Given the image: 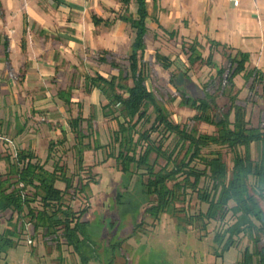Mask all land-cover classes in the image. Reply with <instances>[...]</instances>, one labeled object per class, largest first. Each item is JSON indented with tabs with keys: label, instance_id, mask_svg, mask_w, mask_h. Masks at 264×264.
Listing matches in <instances>:
<instances>
[{
	"label": "trees",
	"instance_id": "16d2710c",
	"mask_svg": "<svg viewBox=\"0 0 264 264\" xmlns=\"http://www.w3.org/2000/svg\"><path fill=\"white\" fill-rule=\"evenodd\" d=\"M121 1L127 5L130 0ZM136 3V18L120 17L134 34L127 66L101 51L95 61L116 70L117 76L103 78L94 74L85 78L86 88H96L104 98L102 118L116 123L117 129L111 132L110 142L101 145L97 138L91 143L88 141L92 135L96 136L92 132L93 114L83 118L78 111L68 122L78 171L84 170L85 152L103 151L105 159L116 164L123 183L133 177L138 179L147 202L145 214L155 221L164 215L175 219L179 232H187L189 228L205 232L211 222L222 223L230 214L234 222L213 237L220 253L236 247L237 239L242 236L251 246L243 251L238 264H264V210L261 206L264 203V127L250 126L245 108L237 104V93H233L237 76H241L244 83L251 81L249 90L255 84H261L263 77L255 69L247 70V54L236 52L225 56L227 69L224 70L211 61V52L207 59L202 58L197 42L183 43L181 52L185 54L186 65H183L184 69L175 67L185 80L184 89L176 87L178 106L194 113L188 122L208 125L215 131L208 135L195 127L174 123L146 86L144 38L147 13L144 0H136ZM93 22L99 24L97 19ZM210 45L219 46L213 42ZM154 63L165 71L174 66L173 61L158 51L154 53ZM198 63L215 71L219 83L217 92L207 90L208 85L214 83L211 77L200 85L198 92L196 87V96L188 93L187 87L195 89L188 71ZM170 77L173 83L174 73ZM70 91L69 88L58 95L68 106L71 105ZM221 97L229 103L226 112L217 105L216 101ZM169 100L174 101L173 97ZM82 123H85L84 129ZM146 125L149 126L146 128ZM61 134V141L48 143L45 162H40L28 150H15L0 157L6 164L5 172L0 174V215L9 214L8 228L0 234V254L17 245L25 225L30 224L35 233H40L42 241L53 243L57 250L63 244L72 247L79 255L80 264L90 261L87 249L91 248V240L86 234L87 222L82 220L86 210L76 212L72 206L79 195L85 197L91 184L90 171L83 183L79 182L78 173L68 174L58 162H52L51 170L45 166L55 148L66 143L64 131ZM153 135H156L154 139ZM168 139L172 146L165 149L164 143ZM251 145L258 150L257 160L250 156ZM223 150L232 155L230 166L224 160ZM159 161L164 165L159 166ZM58 183L63 189L57 187ZM190 195L206 207L204 212L188 213L185 205ZM120 197L118 193L117 201ZM27 243L32 244V241Z\"/></svg>",
	"mask_w": 264,
	"mask_h": 264
},
{
	"label": "crops",
	"instance_id": "0c3cea01",
	"mask_svg": "<svg viewBox=\"0 0 264 264\" xmlns=\"http://www.w3.org/2000/svg\"><path fill=\"white\" fill-rule=\"evenodd\" d=\"M144 2L147 82L151 69L168 72L154 63L155 52L148 50V38L156 44L161 34L176 41L180 50L183 43L195 41L208 55L247 54V70H257L264 80V0H236L235 4L231 0ZM137 9L136 0L127 5L121 0H0V130L12 134V139L5 141L7 148L15 145L14 150H28L38 157L37 142L25 135L26 122L56 125L55 117L74 106L83 118L92 109L94 122L100 123L105 101L96 88H86L85 78L94 76L92 72L103 78L117 76L116 70L95 61L101 51L117 63L127 64L134 34L120 17L136 18ZM211 42L219 46H211ZM86 57H92V63H87ZM173 63V67L184 69L180 62ZM174 75L173 83L171 74L167 82L177 92V88L184 89L185 80L177 70ZM69 88L70 106L58 96ZM62 124L59 129L65 132L67 122ZM0 166L6 169L4 162Z\"/></svg>",
	"mask_w": 264,
	"mask_h": 264
},
{
	"label": "rangeland",
	"instance_id": "374dc122",
	"mask_svg": "<svg viewBox=\"0 0 264 264\" xmlns=\"http://www.w3.org/2000/svg\"><path fill=\"white\" fill-rule=\"evenodd\" d=\"M156 44L152 38H148V50L160 52L162 55L171 58L177 64L180 62L186 65V57L179 49L176 41H168L164 35L159 37ZM202 50V49H201ZM203 59H207L208 54L202 50ZM87 63H92V57H86ZM217 67L227 69V62L221 53L214 54L211 60ZM85 63V62H84ZM121 64V63H119ZM127 66V64H121ZM176 68L162 73L151 69L150 77L146 83L147 88L152 91L159 103L167 110L170 120L180 126L186 125L188 128L195 127L200 133L212 135L215 129L211 126L192 124L188 120L194 115L192 111L178 106L179 96L176 91L168 85V74L175 73ZM89 73V72H88ZM163 74V78L162 75ZM91 75H94L93 72ZM188 76L192 79L195 89L187 87L188 93L196 96L200 85L209 78H213L214 83H210L207 90L217 92V79L215 71L203 64H196L188 71ZM250 82L242 80L241 76L234 79L235 88L233 93H237V104L245 108L246 119L251 127H264V80L261 84H255L249 90ZM219 84V83H218ZM197 87V90H196ZM79 90V89H78ZM173 90V91H171ZM196 90V91H194ZM173 97L174 101L169 98ZM217 105L222 112H226L229 107L227 99L221 97L217 99ZM75 106L70 108V112L63 116H56L57 124H38L26 122V137L37 142V153L40 162H45L43 151L48 142L61 141L62 134L59 127L65 121L68 122L76 116ZM86 115L87 118L92 112ZM151 119L152 111L149 110ZM54 119V118H53ZM62 121V122H60ZM95 123V122H94ZM29 124V125H28ZM41 125V126H40ZM49 125H51L49 127ZM65 127L66 143L57 146L52 154V158L45 163L48 170L52 168V162L63 165L68 174H76L80 177L79 182H85L90 171L91 184L88 186L85 197L79 195L72 203L74 211L86 210L82 220H86V234L91 240V248L87 249L90 255L88 264H238L241 262L242 253L251 244L246 237L240 236L237 239L236 247L220 253V248L216 246L213 237L216 233L222 232L226 227L234 222L230 214L222 223L211 222L205 232L189 228L187 232H179L176 229L175 219L168 216H161L158 221L153 220L145 214L146 198L142 194V188L136 177L127 179L123 183V178L113 160H106L103 151H89L84 153L83 171H78L75 164V154L72 150L73 136L69 126ZM149 125H146V128ZM84 129L85 123L81 124ZM114 121L102 119L100 123L93 124L90 143L97 138L101 145L110 142V134L116 130ZM156 135H153V139ZM12 134L7 135L0 130V157H5L7 153H13L14 148H7L5 141L11 140ZM48 142H44L43 140ZM3 140V142H2ZM171 139L164 143L165 149H170ZM7 146V147H6ZM224 160L228 166L231 165L232 155L222 151ZM250 156L253 160L258 158V150L251 145ZM3 162V161H0ZM159 166H163V161H159ZM5 171L0 166V174ZM77 178L74 183L77 184ZM57 187L63 189L62 184ZM120 194L117 201L116 195ZM189 214L204 212L206 207L197 202L194 195L187 197L186 205ZM264 210V203H261ZM9 214L0 215V234L8 228L6 220ZM27 222V220H26ZM17 245L0 254V264H80L79 255L72 247L61 246L60 250L49 241H42L40 233H35L30 224H26L21 232ZM28 240L32 244H28Z\"/></svg>",
	"mask_w": 264,
	"mask_h": 264
},
{
	"label": "built area",
	"instance_id": "2783aa9c",
	"mask_svg": "<svg viewBox=\"0 0 264 264\" xmlns=\"http://www.w3.org/2000/svg\"><path fill=\"white\" fill-rule=\"evenodd\" d=\"M231 1H233L234 4L236 3V0H231Z\"/></svg>",
	"mask_w": 264,
	"mask_h": 264
}]
</instances>
